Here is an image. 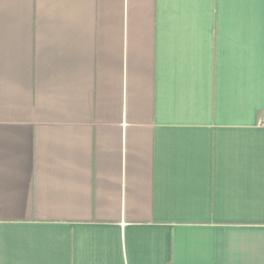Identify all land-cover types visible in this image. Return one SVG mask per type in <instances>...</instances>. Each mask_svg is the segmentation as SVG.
<instances>
[{
    "label": "crops",
    "instance_id": "obj_1",
    "mask_svg": "<svg viewBox=\"0 0 264 264\" xmlns=\"http://www.w3.org/2000/svg\"><path fill=\"white\" fill-rule=\"evenodd\" d=\"M2 264H264V0H0Z\"/></svg>",
    "mask_w": 264,
    "mask_h": 264
},
{
    "label": "clouds",
    "instance_id": "obj_2",
    "mask_svg": "<svg viewBox=\"0 0 264 264\" xmlns=\"http://www.w3.org/2000/svg\"><path fill=\"white\" fill-rule=\"evenodd\" d=\"M0 264H2V262H0Z\"/></svg>",
    "mask_w": 264,
    "mask_h": 264
}]
</instances>
